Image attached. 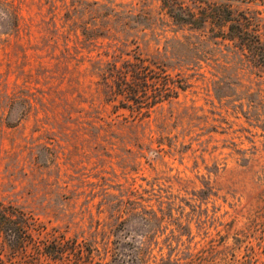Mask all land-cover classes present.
<instances>
[{
  "label": "rangeland",
  "instance_id": "rangeland-1",
  "mask_svg": "<svg viewBox=\"0 0 264 264\" xmlns=\"http://www.w3.org/2000/svg\"><path fill=\"white\" fill-rule=\"evenodd\" d=\"M134 56L184 89L122 108ZM0 203L109 264H264V69L160 0H0Z\"/></svg>",
  "mask_w": 264,
  "mask_h": 264
},
{
  "label": "trees",
  "instance_id": "trees-1",
  "mask_svg": "<svg viewBox=\"0 0 264 264\" xmlns=\"http://www.w3.org/2000/svg\"><path fill=\"white\" fill-rule=\"evenodd\" d=\"M256 0H160L162 10L178 24L207 29L211 35L232 42L264 69V44L244 11L234 2ZM114 99L122 108L146 114L153 106L174 98L185 84L150 68L140 56L126 59L121 66L111 63ZM252 219L250 224L254 223ZM41 226L27 212L0 203L1 264H109L96 257L95 247L63 233L39 238ZM215 247L209 246L207 253ZM204 252V251H203ZM116 260V259H115ZM234 261V260H233ZM227 264H234V262ZM116 264H140L139 258H119ZM200 264V263H194ZM211 264V263H208Z\"/></svg>",
  "mask_w": 264,
  "mask_h": 264
}]
</instances>
